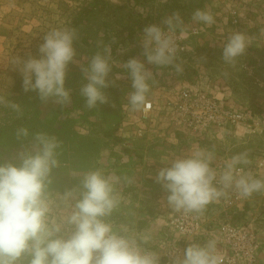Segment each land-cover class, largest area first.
Instances as JSON below:
<instances>
[{
    "label": "rangeland",
    "instance_id": "obj_1",
    "mask_svg": "<svg viewBox=\"0 0 264 264\" xmlns=\"http://www.w3.org/2000/svg\"><path fill=\"white\" fill-rule=\"evenodd\" d=\"M231 9L240 16L237 24L231 22ZM197 10L209 12L214 23L209 26L194 21L192 16ZM173 13L183 19L178 30L189 33L188 54L177 60L183 72L146 65L153 72L147 100H153L156 109L150 120H142L139 110H133L128 103L132 89L123 62L130 57L143 59L139 43L143 27L151 23L164 25V19ZM192 27L198 32L190 33ZM57 29L73 30L77 36L76 60L69 63L65 82L72 90L71 103L63 107L54 100L45 101L50 110L44 115L53 119L56 114L66 113L67 120L76 118L75 131L93 140L96 135L101 139L104 153L101 152L102 167L98 171L115 180L120 199L118 208L108 218L115 230L127 228L130 234L147 233L151 237L147 245L174 235L165 227L167 193L155 180L158 169L172 159L190 155L198 148L212 151L216 159L226 161L233 155L247 153L248 165L264 156V136L238 126L191 134L175 127L164 108L168 94L186 86L208 84L231 106L264 115V0H0V130L43 129L32 118L39 119L38 109L44 102L35 91L23 90L22 76L16 67L23 57H38L43 36ZM236 32L245 34L250 46L243 57L228 64L222 59V49ZM105 49L110 50L109 79L114 83L104 90L108 103L89 109L79 95L83 83L80 66L86 67L97 53L106 54ZM243 64L252 66V75L246 73ZM13 103L19 111L10 106ZM81 180L77 178L75 189L80 190ZM50 198L55 205L54 214H67L69 209L60 202L59 195L50 193ZM258 204L264 208V196ZM204 211L214 214V203ZM258 212L253 205L250 214ZM259 238L260 262L264 263L262 231Z\"/></svg>",
    "mask_w": 264,
    "mask_h": 264
},
{
    "label": "clouds",
    "instance_id": "obj_2",
    "mask_svg": "<svg viewBox=\"0 0 264 264\" xmlns=\"http://www.w3.org/2000/svg\"><path fill=\"white\" fill-rule=\"evenodd\" d=\"M192 19L209 26L214 23L209 12L200 10ZM163 24L166 29L155 23L145 25L139 39L143 59L130 57L123 62L131 81L128 103L133 110L150 107L147 94L153 72L146 65L183 72L177 63L179 48L171 35L183 25V19L173 13ZM76 38L73 30H52L43 36L38 57L28 55L18 62L16 70L25 92L35 91L42 102L51 99L63 107L71 103L72 90L65 82L68 65L76 60ZM249 46L245 34L233 33L222 49V59L233 64ZM105 53L95 54L86 67L79 65L83 78L79 95L89 109L108 103L104 90L114 83L109 79L110 50ZM10 106L19 111L17 104ZM28 135L27 128L16 131L18 140ZM34 141L35 150L22 147L14 159L0 162V264H160V255L144 247L151 239L149 234L113 228L108 218L120 199L115 180L101 171L86 173L78 192L69 189L60 194V202L69 211L54 214L49 184L53 170L59 167V143L54 136L40 132ZM215 159L214 152L198 148L158 169L155 180L166 191V203L173 212L202 214L210 203L230 192L242 199L264 194V180L242 167L250 163L247 153L233 155L220 172L213 167ZM171 264H224V257L218 254L214 239L203 245L190 241Z\"/></svg>",
    "mask_w": 264,
    "mask_h": 264
},
{
    "label": "built area",
    "instance_id": "obj_3",
    "mask_svg": "<svg viewBox=\"0 0 264 264\" xmlns=\"http://www.w3.org/2000/svg\"><path fill=\"white\" fill-rule=\"evenodd\" d=\"M236 9L230 10L233 24L240 21ZM166 29L165 25H161ZM198 32L192 27L191 32ZM177 42L179 51L177 60L185 57L189 51V33L176 30L171 34ZM248 75H252V66L243 64ZM207 84L186 86L168 94L164 101L171 123L191 134H202L211 129H227L238 126L248 133L264 136V115L250 108H236L228 104ZM147 111L139 110L142 120H150L155 112L153 100H147ZM141 130L138 132L140 133ZM226 160H214L213 167L220 172ZM246 172L264 180V156H258L253 165H245ZM258 195L248 199L238 197L235 192L228 193L218 202H214L215 213L180 214L173 212L169 206L165 210V227L172 234L154 245H144L160 255V264H171L175 255L183 254L188 243L201 245L209 240L217 241V252L224 257V264H264L260 231L264 233V208L258 204ZM262 197L264 194H260ZM74 203V201H72ZM253 205L259 209L256 215L250 214ZM130 234V232H129Z\"/></svg>",
    "mask_w": 264,
    "mask_h": 264
},
{
    "label": "crops",
    "instance_id": "obj_4",
    "mask_svg": "<svg viewBox=\"0 0 264 264\" xmlns=\"http://www.w3.org/2000/svg\"><path fill=\"white\" fill-rule=\"evenodd\" d=\"M45 106L44 102L38 109L37 117L39 119L32 118L33 121L42 125V130L29 132L28 137H22L20 140L16 138L17 127L0 130V162L14 159L22 147L35 150L34 135L38 132L54 136L59 143L57 149L59 167L53 170L49 192L54 195H60L69 189L78 192L79 189L73 187L77 178L83 179L86 173L97 171L102 167L100 163L101 152H103L101 139L96 135L97 138L95 137L93 140L91 137L75 131L77 122L74 119L76 118L69 116L72 119L69 121L66 113L56 114L53 119H48L45 115L49 114L50 109ZM16 162L18 163V161ZM259 198H262V195L259 194L258 200Z\"/></svg>",
    "mask_w": 264,
    "mask_h": 264
}]
</instances>
